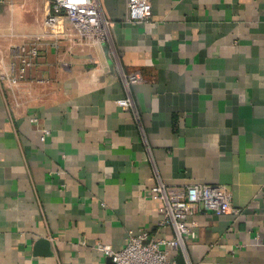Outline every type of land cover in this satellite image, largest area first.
I'll list each match as a JSON object with an SVG mask.
<instances>
[{
  "label": "crops",
  "instance_id": "obj_1",
  "mask_svg": "<svg viewBox=\"0 0 264 264\" xmlns=\"http://www.w3.org/2000/svg\"><path fill=\"white\" fill-rule=\"evenodd\" d=\"M97 1L109 41L42 45L0 93V264H112L96 241L171 238L148 192L158 179L226 185L239 209L187 217L170 259L264 264V0H151L147 22H128L126 0ZM47 11L0 0L5 67ZM132 69L142 81L126 87ZM128 95L132 108L117 104Z\"/></svg>",
  "mask_w": 264,
  "mask_h": 264
},
{
  "label": "built area",
  "instance_id": "obj_2",
  "mask_svg": "<svg viewBox=\"0 0 264 264\" xmlns=\"http://www.w3.org/2000/svg\"><path fill=\"white\" fill-rule=\"evenodd\" d=\"M48 11L44 16L42 29L24 41L9 47L10 62L2 63L0 50V93L4 88H18L25 81L28 71L37 65L42 45L59 49L62 44L69 48L107 42L110 39V25L104 18L97 0H45ZM128 22H147L152 16L151 0H126ZM126 87L142 81L139 70L122 73ZM117 104L133 107L128 95L118 99ZM37 121L36 117L31 119ZM39 139L44 141L49 129L39 130ZM148 192L159 201L162 215L158 225L170 226L173 235L169 239L150 236L147 231L130 232L125 246L115 250L111 245L96 241L94 249L109 257L112 264H178L170 259L172 251H184L189 234L196 221L190 224L187 217L200 213H238L232 206L231 194L226 185L216 183H192L175 185L158 179ZM188 264V263H187Z\"/></svg>",
  "mask_w": 264,
  "mask_h": 264
}]
</instances>
